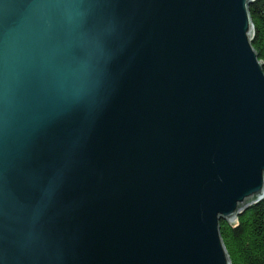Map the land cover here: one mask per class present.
Masks as SVG:
<instances>
[{
	"label": "water",
	"instance_id": "1",
	"mask_svg": "<svg viewBox=\"0 0 264 264\" xmlns=\"http://www.w3.org/2000/svg\"><path fill=\"white\" fill-rule=\"evenodd\" d=\"M255 1L0 0V264H231L219 222L264 198Z\"/></svg>",
	"mask_w": 264,
	"mask_h": 264
},
{
	"label": "trees",
	"instance_id": "2",
	"mask_svg": "<svg viewBox=\"0 0 264 264\" xmlns=\"http://www.w3.org/2000/svg\"><path fill=\"white\" fill-rule=\"evenodd\" d=\"M248 9L252 47L264 71V0H256ZM219 229L231 264H264V198L243 210L233 223L221 219Z\"/></svg>",
	"mask_w": 264,
	"mask_h": 264
},
{
	"label": "rangeland",
	"instance_id": "3",
	"mask_svg": "<svg viewBox=\"0 0 264 264\" xmlns=\"http://www.w3.org/2000/svg\"><path fill=\"white\" fill-rule=\"evenodd\" d=\"M234 221H232L231 223H233Z\"/></svg>",
	"mask_w": 264,
	"mask_h": 264
}]
</instances>
